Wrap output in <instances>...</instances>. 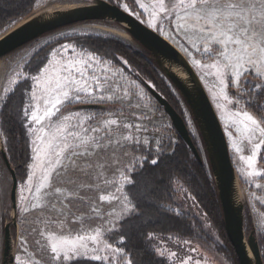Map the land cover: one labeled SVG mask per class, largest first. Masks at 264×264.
<instances>
[{"label":"rangeland","instance_id":"obj_1","mask_svg":"<svg viewBox=\"0 0 264 264\" xmlns=\"http://www.w3.org/2000/svg\"><path fill=\"white\" fill-rule=\"evenodd\" d=\"M135 1L136 11H133L134 6L128 5L124 1L120 6L173 43L199 74L230 139L232 147L230 153L238 174L240 196L244 203L246 235L249 234L247 226L251 221V227L255 230L256 236H260L264 242V144H260L259 148L256 147L262 138L260 133L250 135L243 132L238 123L242 117L236 115L237 111L243 109L262 120L257 111L261 110L264 115V108L257 107V105H264V77H257L251 71H245L237 81V77L231 73L219 77L215 74V69L197 66L194 60H200L201 65H209L214 62L212 57L203 53L204 42L197 39L194 32L177 30L175 12H169L168 15L159 13L156 11V0ZM87 2L89 0H37L33 12L27 17L42 11L65 9ZM174 2L175 0H166V4ZM140 5H144V7ZM177 11L183 15L182 10L178 9ZM153 12H156L155 16H153ZM27 17L25 18L27 19ZM24 19L14 22L1 32L0 36ZM95 33L119 37L139 47V43L124 29L122 24H115V21L111 20L85 21L48 32L0 58V102L2 96L25 77L35 76L37 73L42 77L44 75L42 69L46 66L51 67L48 65V61L53 63L60 61L63 64L69 60L75 61L80 58L88 60L92 56L94 59L87 64L84 76L94 75L100 77L102 81L106 80L107 83L104 86L107 88L108 85H111L112 91L120 96H124L127 92L131 107L127 98L121 106V104L112 101L97 102L96 97L93 96L85 97L83 103H102L105 105L103 109H75L74 106L79 103L73 101L71 104L63 106L57 116L71 115L73 118L78 116L80 120H84L85 127L89 125L103 127L104 120L116 119L118 124L110 126L116 137L119 138L121 134H132L140 143H127V155L122 154L124 150L118 149L117 153L111 157L94 155L72 157L71 161L63 159L62 166H56L49 181L41 186V177L46 164L42 163L45 158L42 151L43 145L38 137L44 134L39 131L41 125L31 119V111L36 110L38 114L42 115L45 105L42 85L35 79H31V88L26 93L23 108V117L30 138L31 161L28 164L25 177L18 180L15 209L11 201L12 175L0 160V264L3 262L4 227L8 222H11V228L12 225L16 226L15 233H12L11 230L13 264H69L77 259H91L93 255L91 251L82 257L74 256L69 261L52 259L50 245L53 238H59L61 235L60 221H64L63 229L70 230L63 234L70 237L81 232L82 226L85 230L83 234L86 235L94 234L92 229L100 228L102 243L96 245L91 241L88 242L89 248L99 247L101 249L96 254L108 257V259L99 262L127 264L128 259L123 255V239L112 243L108 240L107 234L110 231L118 230L136 209L135 197L132 194L135 191L133 180L136 170L143 166L146 160L155 159L157 161L163 153L174 151V147L170 149L168 146L178 140L176 129L173 127L169 115L144 84L130 76L121 67L114 66L110 60L86 52L75 43L58 41L75 34ZM194 44L199 46L201 51H197ZM212 49L219 51L216 45H212ZM54 53L55 55H53ZM36 55L40 57V60L43 59L42 65L37 72L31 74L30 70H25V66ZM74 75L79 78L77 73ZM165 79L169 81L166 76ZM221 79L224 80V84H221ZM245 80L252 81V84L246 85ZM89 82L93 83L91 80ZM255 84H260L262 88L253 90ZM169 85L173 92H176L171 81H169ZM245 87L250 91L242 93V89ZM33 93H35V98H33ZM176 95L180 97L178 92ZM225 96L228 99H225ZM181 101L180 105H183L182 109L194 142L202 159L205 163H209L197 124L186 102L182 99ZM237 101H239L238 104ZM250 101H254V103ZM30 105L29 114L25 115L24 109L29 108ZM89 116L96 119L88 120ZM56 119L57 117H52L53 121ZM42 123L46 126L48 120L46 119ZM125 123L138 125L140 130L125 129L123 128ZM157 141H160L159 146ZM37 149H41V151L38 152ZM108 151L111 152V149ZM250 156L254 157V162L251 165L248 161ZM99 165H103V167ZM125 177L132 183H127ZM38 187L40 188L39 194L36 193ZM56 188L61 191L55 192ZM100 196H105L107 199L100 200ZM125 196H127V200L124 199ZM178 207L180 208V205ZM93 208L97 211L94 212ZM179 208L176 207L175 210L180 212ZM192 212L202 223L203 235L209 237L210 240L205 241L194 234L190 239L185 240L188 243H185V250H183L185 254H182V257H177L175 251L167 252L170 262L172 264H197V262L199 264H232L225 254L219 251V246L214 241L218 238L219 226L211 224L206 217L201 215V210L196 203ZM65 215L67 216L66 220ZM90 217L91 219H89ZM33 229L37 231H33ZM39 233H43V235ZM37 240L40 241L39 244L36 243ZM107 244H111L112 248L123 249V253L114 254L111 248L105 247ZM172 253H175V256L171 255Z\"/></svg>","mask_w":264,"mask_h":264},{"label":"trees","instance_id":"obj_2","mask_svg":"<svg viewBox=\"0 0 264 264\" xmlns=\"http://www.w3.org/2000/svg\"><path fill=\"white\" fill-rule=\"evenodd\" d=\"M36 1L0 0V33L14 22L29 16L33 12ZM108 1L119 6L124 1L134 6L133 11H136L135 0ZM115 24L120 23L115 22ZM58 41L75 43L86 52L110 60L114 66L121 67L142 84V79L147 81L173 104L186 121L183 105H180L183 98L180 95L181 99H179L180 97L176 95L177 92L179 93L178 89L173 86L176 90L173 92L169 81L165 79L163 72L151 57L150 51L140 43L137 47L119 37L96 33L75 34ZM42 60L36 55L25 66V70H30L31 74L37 72L42 65ZM30 77L20 80L2 96L0 102V142L18 180L25 177L31 161L30 138L23 117L26 93L32 84ZM257 113L264 120L262 111L259 110ZM176 133L177 142L170 143L168 146L170 149L174 147L172 153H163L156 164L146 160L145 164L136 170L133 180L135 191H132L136 209L118 230L110 231L107 238L112 243L123 239L122 247L126 254L124 257L131 260L132 264H172L167 252L175 251L177 257H182V254H185L183 250H185L187 238L190 239L197 234L198 238L210 240L203 235L202 223L192 212L196 203L201 210V215L211 224L219 226L218 238L214 240L219 246V251L223 252L232 264H239L223 225V211L217 197L210 165L203 159L199 160L177 131ZM0 160L6 166L1 150ZM176 207L180 209V212L175 210ZM251 226L249 221L248 232L251 231ZM11 230L15 233L16 226L12 225ZM258 237L264 259V242L260 236ZM69 264L106 263L91 259H77Z\"/></svg>","mask_w":264,"mask_h":264},{"label":"snow or ice","instance_id":"obj_3","mask_svg":"<svg viewBox=\"0 0 264 264\" xmlns=\"http://www.w3.org/2000/svg\"><path fill=\"white\" fill-rule=\"evenodd\" d=\"M140 6L144 7V5ZM178 9L183 11V15L177 11ZM156 11L165 15L175 12L177 30L194 32L196 38L204 42L203 53L212 57L214 62L209 65H201L200 60H194L197 66L215 69V74L219 77L231 73L237 77V81L245 71H251L257 77H264V0H175L171 4H166V0H156ZM152 14L155 16L156 12ZM212 45H216L219 51H214ZM194 46L197 51H201L199 46L195 44ZM92 59L94 57L90 56L88 60L80 58L75 61L69 60L63 64L60 61L55 63L48 61V65L51 67L46 66L42 69L44 73L42 77L39 73L30 77L42 85L45 105L42 115L38 114L36 110L31 111V119L41 125L39 131L44 134L38 137L43 145L42 151L45 159L42 163L46 164L41 177V186L49 181L56 166H62L63 159L71 161L72 157L94 155L111 157L117 153L118 149L124 150L122 154L127 155V143H140L132 134H121L117 138L110 127L118 124L116 119L104 120L103 127L92 125L85 127L84 120H80L78 116L76 118L71 115L57 116L63 106L71 104L73 101L83 103L85 97L93 96L96 97L97 102L112 101L121 104V106L127 98L131 107L127 92L124 96H120L112 91L111 85H108L107 88L104 86L107 83L106 80L102 81L100 77L94 75L84 76L85 68ZM74 73H77L79 78ZM90 80L93 83H90ZM244 83L251 85L252 81L245 80ZM221 84H224L223 79H221ZM261 88L260 84L253 85V90ZM249 91L247 87L242 89V93ZM33 98H35V93H33ZM225 99L228 97L225 96ZM250 102L254 103V101ZM238 103L239 101H237ZM136 106L139 107V105ZM257 107L264 108V105H257ZM30 108L31 105L24 109L25 115L29 114ZM236 115L242 117L238 123L243 132L250 135L260 133L262 138L256 147L259 148L260 144H264V120L257 119L243 109L237 111ZM52 117H57V119L53 121ZM46 119L48 124L45 126L42 122ZM87 119L95 120L96 118L89 116ZM123 128L140 130V126L130 123L123 124ZM144 142L147 143V141ZM159 144L160 141H157L158 146ZM109 149L111 152L108 151ZM37 151L39 152L41 149H37ZM248 161L251 165L254 162V157H248ZM151 162L152 164L157 163L155 159ZM99 166L103 167V165ZM29 179L31 180V177ZM125 179L127 183H132L127 177ZM60 191L59 188L55 189L57 193ZM36 193H40L39 187L36 189ZM99 199L106 200L107 197L100 196ZM124 199L127 200V196ZM129 203L131 202L129 201ZM92 210L97 211L95 208ZM61 214L63 215V213ZM59 223L61 224V235L59 238H53L50 245L53 260L69 261L74 256H85L89 251L93 253L91 259L98 261L108 259L107 256L96 254L101 251L99 247L89 248V241L96 245L102 243L100 228L92 229L94 234L86 235L83 234L85 230L82 226L81 232L70 237L63 234L65 231L70 232V230L63 229L64 221ZM33 231L37 230L33 229ZM39 234L43 235V233ZM36 243L39 244L40 241L37 240ZM105 247L111 248L114 254L123 253V249L112 248L111 244H107ZM123 255L126 256V254ZM171 255L175 256V253ZM127 264H132L131 260H128Z\"/></svg>","mask_w":264,"mask_h":264},{"label":"water","instance_id":"obj_4","mask_svg":"<svg viewBox=\"0 0 264 264\" xmlns=\"http://www.w3.org/2000/svg\"><path fill=\"white\" fill-rule=\"evenodd\" d=\"M91 20H111L122 24L138 43L150 51L151 57L163 74L178 89L191 111L204 143L217 197L223 211V225L239 263L264 264L255 230L252 229L246 235L244 203L240 196L238 174L231 157L223 124L199 74L185 55L167 38L118 4L108 0H89L78 6L42 11L25 18L0 36V58L45 33ZM142 82L169 115L173 127L193 154L202 160L188 124L180 112L147 81L142 79ZM104 107V104L94 102L79 103L74 106L75 109L94 110ZM0 150L12 175L11 201L15 209L18 178L2 146ZM4 228L2 264H13L11 222L6 223Z\"/></svg>","mask_w":264,"mask_h":264},{"label":"crops","instance_id":"obj_5","mask_svg":"<svg viewBox=\"0 0 264 264\" xmlns=\"http://www.w3.org/2000/svg\"><path fill=\"white\" fill-rule=\"evenodd\" d=\"M220 119H221V117H220ZM225 133H226V130H225ZM226 137H227L228 144H229V149H230V152H231L232 147H231L230 139H229V136L227 135V133H226Z\"/></svg>","mask_w":264,"mask_h":264},{"label":"bare ground","instance_id":"obj_6","mask_svg":"<svg viewBox=\"0 0 264 264\" xmlns=\"http://www.w3.org/2000/svg\"><path fill=\"white\" fill-rule=\"evenodd\" d=\"M117 32H118V31H117ZM115 33H116V32H115ZM121 33H123V32H121ZM180 75L183 76V77H185V75L182 74V73H180ZM249 251H250V249H249ZM250 254H251V252H250Z\"/></svg>","mask_w":264,"mask_h":264}]
</instances>
